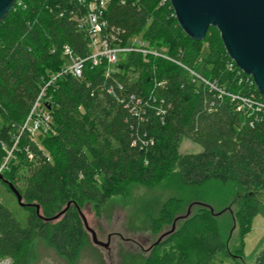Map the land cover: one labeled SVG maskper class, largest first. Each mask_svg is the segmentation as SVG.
<instances>
[{
  "label": "trees",
  "instance_id": "1",
  "mask_svg": "<svg viewBox=\"0 0 264 264\" xmlns=\"http://www.w3.org/2000/svg\"><path fill=\"white\" fill-rule=\"evenodd\" d=\"M22 1L23 6L0 22V165L14 149L2 176L24 203L40 207L43 219L36 208L25 207L32 213L23 228L0 203V257L12 264H37V233L67 262L76 263L83 231L77 207L84 202L101 206L115 196L128 200L132 184L155 186L174 174L188 187L216 181L244 188L235 218L245 237L262 204L264 112H239L235 102L220 98L184 68L133 53L113 70L106 61L99 66L88 62L82 78L58 77L45 96L51 131L32 139L21 127L41 89L65 65L64 47L80 58L91 51L86 32L72 20L80 11L78 0ZM174 14L160 0H112L104 19L115 43L139 37L151 48L165 47L171 58L207 81L264 102L257 86L250 84L253 78L237 65L229 70L221 35L202 56L201 45L216 28H210L204 41H194ZM185 140L201 150L181 154ZM69 203L73 205L58 223L44 221ZM183 207L181 200H169L155 229L173 226ZM179 223L180 229L152 248L146 264H215L219 255L242 258L230 251L208 208ZM255 264H264V251Z\"/></svg>",
  "mask_w": 264,
  "mask_h": 264
},
{
  "label": "rangeland",
  "instance_id": "2",
  "mask_svg": "<svg viewBox=\"0 0 264 264\" xmlns=\"http://www.w3.org/2000/svg\"><path fill=\"white\" fill-rule=\"evenodd\" d=\"M219 38L218 31H210L208 40L201 45L202 56L208 54L210 42ZM160 51L168 54L165 47L160 48ZM122 61H126V57ZM37 138L38 136L35 140ZM200 150L199 146L185 140L180 153H196ZM128 193V200L115 196L101 206L86 202L81 205L89 227L104 243L110 237V246L108 250L95 246L82 223L81 252L78 261L73 264H146L151 247L172 228V225H162L156 230L154 226L155 220L159 222L163 206L172 199L184 202L183 209L176 217L185 216L190 209L191 214L185 220L196 217L201 209L210 207L218 225L223 229L230 251L242 256L241 259H235L219 255L215 264H255L259 254L264 251V190L258 193L262 202L260 212L245 237L235 218L246 195L245 189L239 185L211 181L202 186L188 187L174 174L155 186L132 184ZM0 203L15 215L23 228L28 226L31 209L20 207L15 196L1 181ZM65 207L66 204L63 209ZM52 223L56 224L58 221ZM181 226L182 223H179L177 229ZM33 242L39 257L37 264H71L43 242L37 233L34 234Z\"/></svg>",
  "mask_w": 264,
  "mask_h": 264
},
{
  "label": "water",
  "instance_id": "3",
  "mask_svg": "<svg viewBox=\"0 0 264 264\" xmlns=\"http://www.w3.org/2000/svg\"><path fill=\"white\" fill-rule=\"evenodd\" d=\"M16 1L0 0V22L10 14ZM170 3L179 26L194 41H204L210 28H216L230 59L241 71L254 79L259 93L264 97V0H170ZM0 181L8 186L20 207L36 208L37 215L43 219L38 205L24 203L17 188L1 175ZM72 205L69 203L59 214L50 219L44 218V221L52 223L60 220ZM208 209L214 213L210 207ZM77 210L94 245L108 250L110 237L107 243L100 241L96 232L89 227L81 209L77 207ZM190 214L189 209L185 216L176 218L172 229L163 234L152 248L172 235L176 231L177 223L187 219Z\"/></svg>",
  "mask_w": 264,
  "mask_h": 264
},
{
  "label": "built area",
  "instance_id": "4",
  "mask_svg": "<svg viewBox=\"0 0 264 264\" xmlns=\"http://www.w3.org/2000/svg\"><path fill=\"white\" fill-rule=\"evenodd\" d=\"M78 1L80 4V11L78 13H74L75 15H72V20L76 23V25H78L80 29L86 32L90 41L89 48L91 53L87 58H80L73 55L69 47H64L63 55L65 59V65L60 70V72L57 75L52 76L47 85L41 89V92L35 100L27 120L21 127V131L28 132L32 139H36V136L39 134H46L51 131L52 118L50 113L45 108V96L47 88L54 84L58 77L72 76L76 79H80L83 76L85 66L88 62H91L93 66H99L102 62L106 61L110 67V70H113L120 65V61L123 57L133 53L141 54L144 57L153 56L155 58H161L184 68L192 78L204 83L220 98L226 97L235 102L237 111L239 112L248 114L249 116H252L255 113L264 112V102L257 98L254 94L239 95L230 93L226 89L220 88L216 83L207 81L197 72L183 65L181 61H177L171 58L168 54L161 52L160 49L151 48L148 43L144 42L139 37L131 38L125 44L115 43L116 37L112 33L107 32L108 24L104 19L105 12L107 11L112 0ZM166 4L171 5L170 0H160L161 6ZM21 6H23V1L17 0L14 7L12 8V11L17 10V8ZM174 15L176 17V14ZM235 65L236 64L231 60V63L229 64V70L233 71L235 69ZM240 72L243 73V71ZM247 77L249 79L252 78L249 76ZM250 84L251 86H255L254 81H251ZM18 141L19 138L16 139L15 147L18 144ZM1 146L7 151V148L3 143H1ZM13 151L14 149L7 151V157L0 165L1 176L7 169L8 161L13 157ZM0 264H12V261L10 258L0 257Z\"/></svg>",
  "mask_w": 264,
  "mask_h": 264
},
{
  "label": "flooded vegetation",
  "instance_id": "5",
  "mask_svg": "<svg viewBox=\"0 0 264 264\" xmlns=\"http://www.w3.org/2000/svg\"><path fill=\"white\" fill-rule=\"evenodd\" d=\"M152 248V247H151ZM152 249H150V251H151Z\"/></svg>",
  "mask_w": 264,
  "mask_h": 264
}]
</instances>
